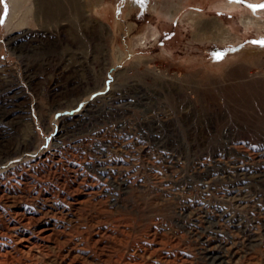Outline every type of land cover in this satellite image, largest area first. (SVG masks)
<instances>
[{"label":"rangeland","instance_id":"obj_1","mask_svg":"<svg viewBox=\"0 0 264 264\" xmlns=\"http://www.w3.org/2000/svg\"><path fill=\"white\" fill-rule=\"evenodd\" d=\"M264 0H0V264H264Z\"/></svg>","mask_w":264,"mask_h":264},{"label":"snow or ice","instance_id":"obj_2","mask_svg":"<svg viewBox=\"0 0 264 264\" xmlns=\"http://www.w3.org/2000/svg\"><path fill=\"white\" fill-rule=\"evenodd\" d=\"M232 2H235V0H232ZM250 7H253V8H264V4H260V5H250ZM253 43H260L261 46H264V40H261V41H253Z\"/></svg>","mask_w":264,"mask_h":264}]
</instances>
